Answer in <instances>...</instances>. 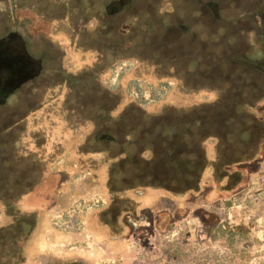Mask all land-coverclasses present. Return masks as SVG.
<instances>
[{"label": "rangeland", "instance_id": "rangeland-1", "mask_svg": "<svg viewBox=\"0 0 264 264\" xmlns=\"http://www.w3.org/2000/svg\"><path fill=\"white\" fill-rule=\"evenodd\" d=\"M263 18L264 0H0V36L53 57L40 90L0 108V264H88L73 252L97 248L94 229L127 245L94 264H264V75L236 64L264 59ZM191 109L219 138L188 149L223 155L236 187L211 173L217 188L181 194L124 169L151 163L150 118ZM245 126L259 136L224 158Z\"/></svg>", "mask_w": 264, "mask_h": 264}, {"label": "trees", "instance_id": "trees-1", "mask_svg": "<svg viewBox=\"0 0 264 264\" xmlns=\"http://www.w3.org/2000/svg\"><path fill=\"white\" fill-rule=\"evenodd\" d=\"M233 106H236V104ZM224 108H226V106ZM224 108L218 110L221 114H219V117L222 116ZM193 110L194 109H191L187 113L181 112V115L177 114L176 116L161 114L150 118V124L144 127V135L152 151L151 163H147L146 166L144 164L146 168L143 172H139L137 167H134L133 161L124 158V169L132 170V173L137 176V179L145 178L146 180H150V182H157L159 188H164L166 190L176 191L181 194L191 190H198L199 184L202 182L201 179L203 180L202 174L208 167V162L203 156H195L194 153H197V150L192 151V149H188V147L190 143L193 142L197 144L200 141L202 143L206 138L217 139L219 137L211 130V126L214 127V123L209 120V115H202V109H199L201 110L200 112L197 109ZM196 111H198V113ZM225 111L227 114L232 113L231 111L229 112V110ZM215 115H217V112ZM229 117L232 123H239L236 119L234 120L230 114ZM103 137L112 138L111 135L107 134H104ZM153 138H158L159 143L157 148L153 147L151 144L154 141L152 140ZM220 148H222V150L225 149L223 146H220ZM153 149L155 152H153ZM222 159L223 155H218L210 167L213 178L220 183L229 184L228 179L231 176H237V183L235 182L236 187V185L240 184V175H230L225 172L223 170L225 164ZM157 164H162L164 166H162L163 172L155 169ZM225 180L227 181L225 182ZM206 184V180H203L202 188ZM172 188H176V190ZM214 188L217 187L214 185ZM227 189H232V187H228ZM231 232V237H234L236 234L242 236L246 233V230L242 226H238L234 230L231 229Z\"/></svg>", "mask_w": 264, "mask_h": 264}, {"label": "flooded vegetation", "instance_id": "flooded-vegetation-1", "mask_svg": "<svg viewBox=\"0 0 264 264\" xmlns=\"http://www.w3.org/2000/svg\"><path fill=\"white\" fill-rule=\"evenodd\" d=\"M211 8L213 9V5ZM258 29L259 31H263L260 37H264V18L261 23L259 21ZM29 45L30 48H28ZM37 49L38 48L32 43L31 39L26 41L24 36L17 31L10 30L0 36V108H2L3 111L4 109L9 110L13 101H18L19 94L28 87L32 88V90H40L42 88L40 82L46 78V74L49 72L48 63L51 62L53 57L51 58L50 54L44 50L38 53ZM45 57H48L50 60L48 58L45 59ZM263 60V58H261V60H252V58L246 56L244 61L236 62V64L241 65L242 69L250 68L254 73L264 75L262 67L260 68L252 65V63L256 65L263 63ZM252 93H255V90H253ZM3 116H5V113ZM6 124L7 125L3 128L4 130L0 129L3 133L7 129V131L11 129L9 124ZM245 127L242 128V131L246 130V132H248L250 135L249 140L248 138H241L240 140L233 141L231 145L227 144V147H225V154L228 156H224V158L232 157L233 155H229L228 153H231L233 150H239L240 154L248 152L246 147L249 146L250 148L251 142L259 136V131L252 132L251 126L248 128L247 126ZM244 134L246 135L245 132ZM213 162L208 164V167H211ZM21 179H23V177H21Z\"/></svg>", "mask_w": 264, "mask_h": 264}, {"label": "crops", "instance_id": "crops-1", "mask_svg": "<svg viewBox=\"0 0 264 264\" xmlns=\"http://www.w3.org/2000/svg\"><path fill=\"white\" fill-rule=\"evenodd\" d=\"M214 145V144H213ZM210 152H214V149L213 147L210 149ZM211 160L213 161V158H211ZM210 167H207L203 174H202V178L203 180H206V183L208 185H214L215 183H210V181H212V179L210 178L211 177V171L209 170ZM206 177V178H205ZM201 179V181H203ZM212 185V186H213ZM202 188V187H201ZM169 202V200H164L163 204H166V202ZM168 207V206H167ZM172 208V207H171ZM167 209V208H165ZM169 210V209H167ZM170 212V210L168 211ZM104 229H106L104 227ZM102 229V231H106ZM101 235L100 233H98V230L97 229H94L93 231L90 232V239L92 240V245L93 247H97V248H78L75 252V255L77 254H80L84 257L85 261L87 259V261H89L90 263L88 264H94L98 261L99 258H101V252L104 250L105 254H112L114 255V257H119V255H123V252L125 250H123L124 248L127 247V245L125 244L124 242V239L123 237H111L109 240L107 241H103L102 237L99 236ZM69 239L68 237H66V240ZM70 239L67 240V244L70 245ZM72 252H70V254H73ZM83 253V254H82ZM121 253V254H120ZM74 255V254H73ZM125 255H128V252L125 253ZM78 259H83V258H78ZM118 259V258H117Z\"/></svg>", "mask_w": 264, "mask_h": 264}]
</instances>
